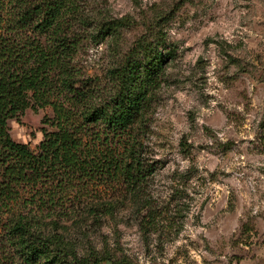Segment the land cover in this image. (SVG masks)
<instances>
[{
    "label": "rangeland",
    "instance_id": "1",
    "mask_svg": "<svg viewBox=\"0 0 264 264\" xmlns=\"http://www.w3.org/2000/svg\"><path fill=\"white\" fill-rule=\"evenodd\" d=\"M84 1L76 64L100 99L133 49L142 47L140 59L144 49L164 57L137 125L155 167L144 185L155 218L125 191L103 187L84 200L113 199V213L64 220L59 233L86 259L264 264V0ZM11 10L2 12L0 39ZM52 116L50 106L30 107L8 121L10 133L36 150Z\"/></svg>",
    "mask_w": 264,
    "mask_h": 264
},
{
    "label": "trees",
    "instance_id": "2",
    "mask_svg": "<svg viewBox=\"0 0 264 264\" xmlns=\"http://www.w3.org/2000/svg\"><path fill=\"white\" fill-rule=\"evenodd\" d=\"M84 2L0 0V26L12 9L0 39V264H133L79 257L59 233L64 220L113 213V199L84 200L103 187L125 191L147 208L145 219L155 218L144 186L155 167L143 158L137 125L151 108L164 57L144 49L140 59L142 47L133 49L112 70L113 92L100 99L76 64ZM47 106L52 128L38 148L16 141L8 121Z\"/></svg>",
    "mask_w": 264,
    "mask_h": 264
}]
</instances>
